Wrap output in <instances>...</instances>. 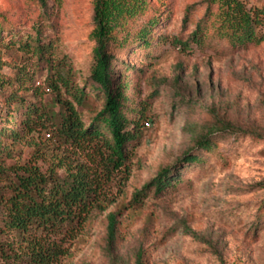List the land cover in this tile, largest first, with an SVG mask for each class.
Returning a JSON list of instances; mask_svg holds the SVG:
<instances>
[{
	"label": "rangeland",
	"instance_id": "1",
	"mask_svg": "<svg viewBox=\"0 0 264 264\" xmlns=\"http://www.w3.org/2000/svg\"><path fill=\"white\" fill-rule=\"evenodd\" d=\"M45 1L46 7L41 0H0V73L14 77L16 66H26L37 78L35 86L44 91L45 102L53 101L49 66L32 52L41 31L43 42L53 41L56 62L72 68L71 82L90 92L83 109L89 121L105 103L91 77L94 0ZM150 1L145 13L121 29L119 37L126 42L111 50L113 87L128 82L129 104L137 109L127 114L144 115L141 133L128 146L126 170L106 183V209L91 213L53 264H138L141 248L145 264H264V41L234 53L193 43L184 50L178 40H188L205 2ZM193 4V24L185 26L187 8ZM28 88L25 98L37 102L31 83ZM2 100L0 96V127L20 128L22 107L13 105L14 113L7 116ZM47 133L40 135V153L45 155L40 165L46 169L56 155L73 151L53 134L47 140ZM204 134H211L210 149L197 147ZM35 150L18 144L16 156L6 164L22 165ZM188 151L202 160L181 163ZM76 156L87 161L81 153ZM168 167L177 183L159 194L152 190L143 202L134 203L135 192ZM4 182L0 189L8 196L9 188L2 186L9 180ZM111 212H118L119 219L115 243L108 240ZM3 235L9 249L13 239ZM15 240L20 246V237Z\"/></svg>",
	"mask_w": 264,
	"mask_h": 264
},
{
	"label": "trees",
	"instance_id": "2",
	"mask_svg": "<svg viewBox=\"0 0 264 264\" xmlns=\"http://www.w3.org/2000/svg\"><path fill=\"white\" fill-rule=\"evenodd\" d=\"M160 1L162 4L166 0ZM41 2L47 6L45 0ZM203 2L206 5L204 14L195 22L188 40H178L184 50H189L193 43L199 48L234 53L264 41V3L252 4L249 0ZM150 4V0H94L92 35L95 46L91 77L93 85L98 84L99 92H103L105 103L89 121L85 120L83 109L90 92L73 83L72 68H67V64L60 60L56 62L53 41L43 42L41 31L35 36L32 52L49 66L51 73L47 84L56 93L53 101L45 102L44 91L35 86L37 78L26 66H16L14 77L0 73V96L6 115L14 113L15 104L23 109L20 128L14 125L0 127V182L9 180L2 186L4 190L9 188V195L0 189V209L3 210V215L0 214V258L3 264H53L59 261L66 253L67 239L74 238L81 231L94 210L106 209L102 199L106 183L116 172L125 169L128 146L141 133L144 118L143 114L140 118H129L127 114L137 109L130 107L128 82L113 87L111 71L114 58L111 50L126 42L119 37L121 29L132 18L145 13ZM195 6L187 8L185 26L193 24L190 12ZM145 37L141 36V39ZM224 42L228 43L227 48H223ZM29 83L33 89L32 97L37 102L25 98ZM43 130L49 134L47 140L53 134L56 142L75 153L56 155L47 169L40 165L45 159V155L40 153ZM210 135L201 136L197 147L210 149ZM18 144L33 146L35 153L22 165L9 166L6 161L16 156L14 151ZM79 153L87 161L76 156ZM201 160V155L188 151L180 162L195 164ZM61 170L63 174H60ZM9 172L14 175L10 176ZM171 176L170 167L161 170L135 192L134 203L143 202L152 190L159 194L173 187L177 180ZM261 185L264 187V182ZM118 224V212L109 213L107 230L110 243L118 240ZM3 234L13 239L9 249L1 240ZM16 236L21 239L17 241L20 246L16 243ZM144 256L145 251L141 248L137 253L138 264H145Z\"/></svg>",
	"mask_w": 264,
	"mask_h": 264
},
{
	"label": "built area",
	"instance_id": "3",
	"mask_svg": "<svg viewBox=\"0 0 264 264\" xmlns=\"http://www.w3.org/2000/svg\"><path fill=\"white\" fill-rule=\"evenodd\" d=\"M48 137H49V134H48Z\"/></svg>",
	"mask_w": 264,
	"mask_h": 264
}]
</instances>
